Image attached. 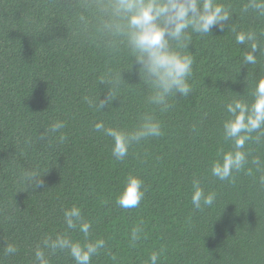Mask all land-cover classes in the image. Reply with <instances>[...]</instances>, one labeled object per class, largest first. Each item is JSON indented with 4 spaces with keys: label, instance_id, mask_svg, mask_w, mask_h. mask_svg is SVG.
I'll list each match as a JSON object with an SVG mask.
<instances>
[{
    "label": "trees",
    "instance_id": "trees-1",
    "mask_svg": "<svg viewBox=\"0 0 264 264\" xmlns=\"http://www.w3.org/2000/svg\"><path fill=\"white\" fill-rule=\"evenodd\" d=\"M223 2L235 10L229 23L238 31L264 30V18L240 14L246 0ZM75 3L0 0V264H36L35 250L57 235L81 244L104 240L91 264H149L161 250L157 264H264V168L251 163L256 156L264 161V142L245 145L249 163L232 179L211 174L212 163L232 147L223 136L225 104L252 102L264 56L241 65L249 49L235 43L227 25L193 35L192 91L169 98L171 107L162 111L147 102L151 90L134 61L127 70V53L109 55L78 34L69 7ZM110 71H122L125 82L108 107L90 108L85 97L103 99L111 91L100 84ZM143 115L159 121L163 135L133 144L116 160L112 138L94 123L131 132ZM57 120L65 128L49 133ZM31 171L42 186L20 180ZM129 175L143 181L144 198L124 209L116 201ZM193 180L216 193L211 207L193 208ZM73 206L91 225L87 238L67 228L64 211ZM135 228L142 231L133 241ZM9 243L16 254H4ZM43 250L49 264H75L67 250Z\"/></svg>",
    "mask_w": 264,
    "mask_h": 264
},
{
    "label": "clouds",
    "instance_id": "clouds-1",
    "mask_svg": "<svg viewBox=\"0 0 264 264\" xmlns=\"http://www.w3.org/2000/svg\"><path fill=\"white\" fill-rule=\"evenodd\" d=\"M75 16L78 34L93 43L109 55L127 53L131 67L134 61L140 81L149 88L147 102L159 107L162 111L171 105L169 98L188 96L192 91L189 80L193 74L194 58L188 53L193 35L205 37L213 28L221 31L230 28L235 34V43L245 45L249 51L242 57L241 65H256L257 54L264 56V30H237L232 26L235 10L223 0H78L69 6ZM240 14H253L264 18V0H246L239 8ZM121 72H109L100 78V84L107 85L111 91L100 99L85 97L90 108L101 110L108 107L115 98V89L122 82ZM251 103L243 100H232L225 104L228 118L223 122V136L232 142L230 150L222 151L219 160L211 165V174L221 181L230 180L234 173L246 169L250 151L245 150L249 141L264 142V76L255 82ZM65 128L63 121H54L47 131L58 133ZM96 132L112 138V156L123 160L133 144L147 138L163 135L159 121L150 115H143L139 126L126 132L118 128L106 127L102 121L93 125ZM256 133L255 136L252 134ZM44 139V136H41ZM65 137L60 135V140ZM251 163L257 171L264 168V161L258 156L252 157ZM250 173V169L248 170ZM40 175L36 171L24 172L20 180L33 188L42 186ZM264 183V176L260 178ZM191 203L195 210L211 207L216 200L215 192L205 191L193 180ZM143 181L134 176L126 177L125 185L117 198V204L124 209L136 208L144 198ZM64 220L69 229H79L87 238L90 223L84 221L79 207L73 206L64 211ZM141 228L132 231V240L139 238ZM43 248L35 250L36 264H49L43 249L55 253L67 250L75 264H91V259L105 246L102 239L94 242H73L63 235L55 239L42 241ZM18 251L15 244L4 247L5 255H14ZM160 252L153 251L149 264H157L161 259Z\"/></svg>",
    "mask_w": 264,
    "mask_h": 264
}]
</instances>
